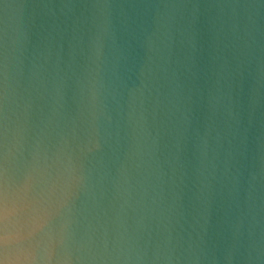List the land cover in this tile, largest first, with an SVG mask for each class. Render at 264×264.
<instances>
[{"label": "clouds", "instance_id": "1", "mask_svg": "<svg viewBox=\"0 0 264 264\" xmlns=\"http://www.w3.org/2000/svg\"><path fill=\"white\" fill-rule=\"evenodd\" d=\"M0 264H264V0H0Z\"/></svg>", "mask_w": 264, "mask_h": 264}]
</instances>
